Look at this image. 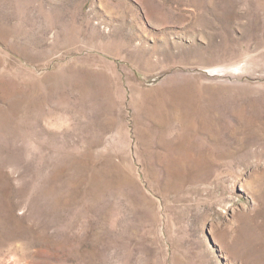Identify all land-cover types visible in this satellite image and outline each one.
Segmentation results:
<instances>
[{
  "label": "rangeland",
  "instance_id": "374dc122",
  "mask_svg": "<svg viewBox=\"0 0 264 264\" xmlns=\"http://www.w3.org/2000/svg\"><path fill=\"white\" fill-rule=\"evenodd\" d=\"M262 187L264 0H0V264H264Z\"/></svg>",
  "mask_w": 264,
  "mask_h": 264
},
{
  "label": "bare ground",
  "instance_id": "6f19581e",
  "mask_svg": "<svg viewBox=\"0 0 264 264\" xmlns=\"http://www.w3.org/2000/svg\"><path fill=\"white\" fill-rule=\"evenodd\" d=\"M247 189L250 191V193L253 197H255L256 199L257 198L259 199V201H256L258 204H257V206H255L254 214L250 215V218H249L251 221L254 222L256 219L258 220L259 218H263V215H264V210L260 209V207H259L260 206L259 202H263L262 200H264V194H263L264 188L262 187V188L257 189V190L250 189V188H247ZM243 215H245V214H242L240 216L239 220H237V223L235 224L234 229H233V234H234L233 241H235V244L241 245V247L246 242H248V239L250 237V230L248 229V227L246 225H241V226L239 225V221L242 220ZM245 217H247V215H245Z\"/></svg>",
  "mask_w": 264,
  "mask_h": 264
}]
</instances>
